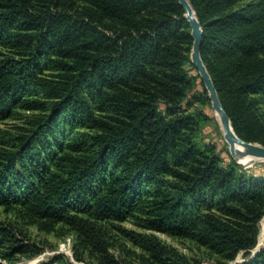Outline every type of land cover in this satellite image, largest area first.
<instances>
[{"label":"trees","instance_id":"obj_1","mask_svg":"<svg viewBox=\"0 0 264 264\" xmlns=\"http://www.w3.org/2000/svg\"><path fill=\"white\" fill-rule=\"evenodd\" d=\"M190 1L236 132L264 145V10ZM185 12L179 0H0V121L37 111L18 129L0 126V204L48 228L134 216L226 261L244 251L236 264H264V244L252 251L264 173L198 139L211 117L191 106L211 98L190 71ZM13 229L0 223V257L37 251ZM125 232L164 264H190L153 236Z\"/></svg>","mask_w":264,"mask_h":264},{"label":"rangeland","instance_id":"obj_2","mask_svg":"<svg viewBox=\"0 0 264 264\" xmlns=\"http://www.w3.org/2000/svg\"><path fill=\"white\" fill-rule=\"evenodd\" d=\"M234 6L264 10V0H239ZM259 57L264 58V52ZM190 71L193 74L199 73L197 68ZM203 89L201 80H198L197 90ZM191 109L204 111L211 117L199 131L198 139L217 144L225 162L235 159L230 152L229 143L225 140L212 100L206 104L201 100L195 101ZM36 113L37 111L33 110L17 109L14 115L1 120L0 126L18 129V126L34 118ZM242 165L250 173H264V159H256L252 164ZM263 219L264 216L259 222L260 229ZM0 223L13 224V234L32 245L33 250H37L29 253L17 252L11 259L0 257V264H164L158 261L146 246L131 239L125 230H134L155 237L163 245L178 250L190 264H236L247 258L244 251H241L234 260L226 261L193 238L145 229L137 223L134 216L117 221L86 220L76 226L59 222L48 228L44 227V223L26 216L19 208L0 204ZM256 247L252 249L253 253Z\"/></svg>","mask_w":264,"mask_h":264},{"label":"water","instance_id":"obj_3","mask_svg":"<svg viewBox=\"0 0 264 264\" xmlns=\"http://www.w3.org/2000/svg\"><path fill=\"white\" fill-rule=\"evenodd\" d=\"M185 8V16L192 27V35L194 36L193 49L191 53L192 61L206 85L209 96L212 100V105L221 124L224 132L225 140L229 143L230 152L233 157L242 164L240 157L250 158V162L246 165L252 164L256 159H264V145L259 142H253L243 139L236 132L232 119L227 112L215 85L214 79L202 57L201 44L203 41V26L199 20L197 12L190 0H179ZM264 244V241H263ZM262 245L258 244L254 250V254L260 250Z\"/></svg>","mask_w":264,"mask_h":264},{"label":"bare ground","instance_id":"obj_4","mask_svg":"<svg viewBox=\"0 0 264 264\" xmlns=\"http://www.w3.org/2000/svg\"><path fill=\"white\" fill-rule=\"evenodd\" d=\"M240 160L243 162V163H249L250 162V158L248 157H240ZM263 241H264V219L262 220V223H261V229H260V234H259V245H263Z\"/></svg>","mask_w":264,"mask_h":264}]
</instances>
